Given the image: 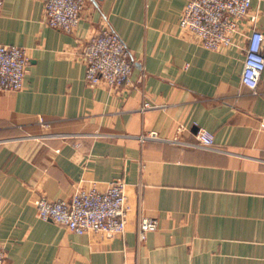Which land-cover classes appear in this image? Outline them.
Returning <instances> with one entry per match:
<instances>
[{"label":"crops","instance_id":"obj_1","mask_svg":"<svg viewBox=\"0 0 264 264\" xmlns=\"http://www.w3.org/2000/svg\"><path fill=\"white\" fill-rule=\"evenodd\" d=\"M250 1L264 31V0ZM186 2L86 0L65 33L44 23L43 0H3L0 44L29 60L22 90L0 92L9 264H264V75L252 95L241 50L208 51L183 32ZM104 23L133 62L118 90L85 80L82 46ZM179 128L193 144L208 131L215 150L170 143ZM148 133L159 139L141 142ZM116 179L131 206L122 237L78 236L37 216L35 196L69 200L76 186L102 191ZM141 218L158 227L139 244Z\"/></svg>","mask_w":264,"mask_h":264},{"label":"built area","instance_id":"obj_2","mask_svg":"<svg viewBox=\"0 0 264 264\" xmlns=\"http://www.w3.org/2000/svg\"><path fill=\"white\" fill-rule=\"evenodd\" d=\"M2 4L0 0V11ZM85 4L86 0H43V21L49 28L71 33ZM250 7V0H187L179 27L208 51L241 50L244 54L241 83L256 96L264 75V31L257 28V15L250 14ZM81 56L89 87L103 85L109 90H118L131 85V53L107 24L83 44ZM28 67L29 60L23 48L0 44V92L21 91ZM41 126L43 129L49 127L45 123ZM183 131L179 128L177 137L170 143L215 150L213 135L208 131L199 129L195 144L179 138ZM157 139L156 133L139 137L141 142ZM126 187L123 179L111 181L102 191L95 186L79 185L69 200L35 196L33 205L43 221H51L78 236L93 234L113 240L122 237L127 229L131 206ZM157 227L154 219H139L136 222L138 243H143ZM0 264H9L1 246Z\"/></svg>","mask_w":264,"mask_h":264}]
</instances>
